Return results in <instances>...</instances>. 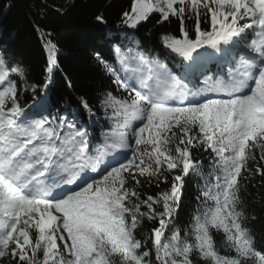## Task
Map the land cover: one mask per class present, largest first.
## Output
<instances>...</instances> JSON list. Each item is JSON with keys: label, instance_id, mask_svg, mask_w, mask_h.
I'll use <instances>...</instances> for the list:
<instances>
[{"label": "snow or ice", "instance_id": "obj_1", "mask_svg": "<svg viewBox=\"0 0 264 264\" xmlns=\"http://www.w3.org/2000/svg\"><path fill=\"white\" fill-rule=\"evenodd\" d=\"M151 19L176 24L168 63L140 50ZM95 20L92 93L65 75L52 96L50 32L34 25L39 80L0 49V264H264L246 208L264 182V0H130Z\"/></svg>", "mask_w": 264, "mask_h": 264}, {"label": "trees", "instance_id": "obj_2", "mask_svg": "<svg viewBox=\"0 0 264 264\" xmlns=\"http://www.w3.org/2000/svg\"><path fill=\"white\" fill-rule=\"evenodd\" d=\"M130 0H0V49L6 48L24 64L30 66L33 75L40 79L43 74L44 53L37 38L34 25L50 32L58 45L61 73L54 77L51 94L63 101L70 96L65 84V75L72 86L80 91L92 93L102 82L97 71L93 53L103 51V33L95 17L103 14L108 23L119 24V17ZM176 24L167 27L157 25L151 19L139 29L137 40L142 41L144 51L150 59L168 63L160 42L164 33L175 34ZM135 48V45H130ZM171 67V65H169ZM163 187V185H161ZM157 191L150 189L149 194ZM192 189H189L191 192ZM247 213L254 217L252 227L264 238V182L257 176L247 188ZM147 235V230L144 232ZM217 247L222 255L230 254L223 246L221 233L215 235Z\"/></svg>", "mask_w": 264, "mask_h": 264}]
</instances>
